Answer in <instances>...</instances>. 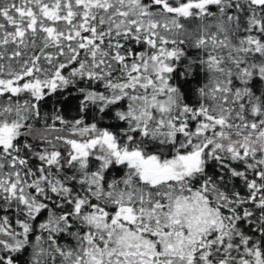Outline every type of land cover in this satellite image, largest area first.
Listing matches in <instances>:
<instances>
[{
	"label": "snow or ice",
	"instance_id": "6c2138e0",
	"mask_svg": "<svg viewBox=\"0 0 264 264\" xmlns=\"http://www.w3.org/2000/svg\"><path fill=\"white\" fill-rule=\"evenodd\" d=\"M0 264H264V0H0Z\"/></svg>",
	"mask_w": 264,
	"mask_h": 264
}]
</instances>
